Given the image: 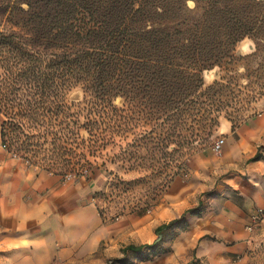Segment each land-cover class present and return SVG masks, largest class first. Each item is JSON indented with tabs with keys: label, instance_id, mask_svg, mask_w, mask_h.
<instances>
[{
	"label": "trees",
	"instance_id": "16d2710c",
	"mask_svg": "<svg viewBox=\"0 0 264 264\" xmlns=\"http://www.w3.org/2000/svg\"><path fill=\"white\" fill-rule=\"evenodd\" d=\"M245 38L254 41L255 51L244 58L264 52V0H0L2 144L38 169L48 171L34 161L36 154L46 166H79L62 175L75 180L89 173L82 158L70 159L81 156L76 148L96 154L130 125L152 127L136 137V146L152 133L166 134L187 151L195 142L206 144L236 85L230 75L205 87L203 73L229 70ZM76 87L84 104L76 105L70 121L66 94ZM261 159L257 151L248 162ZM197 209L159 225L152 243L129 244L122 255L162 253L165 232L178 223L189 226L187 217L198 215Z\"/></svg>",
	"mask_w": 264,
	"mask_h": 264
},
{
	"label": "rangeland",
	"instance_id": "374dc122",
	"mask_svg": "<svg viewBox=\"0 0 264 264\" xmlns=\"http://www.w3.org/2000/svg\"><path fill=\"white\" fill-rule=\"evenodd\" d=\"M189 5L192 6V2ZM254 51V41L245 38L237 45L235 55L238 58L230 71L216 67L203 73L205 87L230 75L234 76L236 85L234 95L226 101L228 106L220 112L213 138L206 144L195 142L193 149L187 151V148L169 143L166 134L152 133L136 146L135 139H140L138 135L142 130L149 132L152 128L139 123V127L130 125L131 130L122 136H114V142H109L96 154L87 148H76L81 156L70 159L82 158L83 166L89 170L86 178L66 181L62 175L72 167L77 171L79 166H46L47 162L41 160L42 154H36L33 159L48 171L38 169L32 162L31 165L25 163L64 186L65 205H74L85 213L87 210L83 208L91 206L96 211L97 223L101 221L116 236L125 235L108 241L109 245H101L98 254L67 264H93L97 258L94 264H187L191 261L196 264H264V206L258 208L246 196L255 194L264 182V175L247 173L251 157H240L239 152L243 149L246 155L251 145L244 143L241 147L235 132L244 129L247 134L250 125L264 115V52L254 59L244 58ZM84 98L79 87L67 92L66 101L71 104L69 114L73 113L68 120L76 119V105L81 107ZM114 104L121 107L123 100L117 98ZM84 113L78 119L80 124L86 121ZM3 121L5 117L0 114V124ZM11 124L8 120L5 127L9 136L13 129ZM79 130L87 145L90 137L85 127ZM219 139L225 140L221 156L212 150ZM166 143H169L168 149L159 153L160 144ZM262 149L258 147V151ZM15 159L24 163L18 157ZM191 209H197L198 215H188L186 228L178 223L165 232L160 244L162 253L149 258L122 255L125 246L139 244L132 242L131 229L142 221L162 225ZM108 246L112 247L111 252L103 254ZM0 264L29 262L22 252L12 249L0 250Z\"/></svg>",
	"mask_w": 264,
	"mask_h": 264
},
{
	"label": "crops",
	"instance_id": "0c3cea01",
	"mask_svg": "<svg viewBox=\"0 0 264 264\" xmlns=\"http://www.w3.org/2000/svg\"><path fill=\"white\" fill-rule=\"evenodd\" d=\"M235 132L241 147L244 143L251 145L246 155L241 149L240 157L254 156L258 147L264 148V115L250 125L247 134L244 129ZM259 152L264 156V149ZM246 170L264 175V159L252 162ZM261 188L264 182L255 194L246 195L258 208L264 206ZM64 190L55 178L10 157L0 134V250L20 251L29 264H67L98 254L101 245L125 237L111 233L101 221L97 223L91 206L83 208L85 213L74 205H65ZM159 225L142 221L131 229L132 242L152 243ZM111 248H104L103 254L110 253Z\"/></svg>",
	"mask_w": 264,
	"mask_h": 264
},
{
	"label": "built area",
	"instance_id": "2783aa9c",
	"mask_svg": "<svg viewBox=\"0 0 264 264\" xmlns=\"http://www.w3.org/2000/svg\"><path fill=\"white\" fill-rule=\"evenodd\" d=\"M224 142L225 140L224 139H219V140H216L214 142V145L212 147V150L213 152L218 155V156H221L222 155V150H223V146H224ZM12 158H17L18 156L15 154V153H12L11 154ZM24 161V160H23ZM24 163H27L26 161H24ZM72 176L71 175H68L65 180L66 181H69L71 180ZM253 219H256V216L253 217ZM250 230V228H248Z\"/></svg>",
	"mask_w": 264,
	"mask_h": 264
}]
</instances>
